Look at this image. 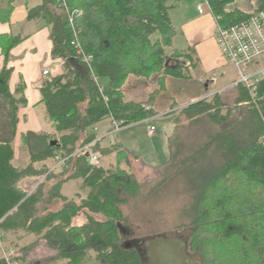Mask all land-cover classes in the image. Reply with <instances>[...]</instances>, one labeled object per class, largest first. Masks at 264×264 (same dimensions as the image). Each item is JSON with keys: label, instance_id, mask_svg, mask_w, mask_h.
<instances>
[{"label": "trees", "instance_id": "1", "mask_svg": "<svg viewBox=\"0 0 264 264\" xmlns=\"http://www.w3.org/2000/svg\"><path fill=\"white\" fill-rule=\"evenodd\" d=\"M15 1L0 0V22L10 21ZM61 1L42 0L28 10L29 20L50 28L52 56L63 59L64 72L44 80L40 88L45 117L60 137L49 140L46 134H24L29 163L23 168L13 163L14 142L19 108L27 100L24 82L16 89L19 97L10 90L14 68L9 61L12 49L25 37L0 35L4 56L0 70V233L23 228L41 235L59 251L64 264H84L90 253L101 264H142L138 249L124 244L122 205L147 184L131 170L121 143L103 144L95 128L112 116L129 125L157 114L154 93L146 101L126 99L123 85L129 75L149 77L162 72V77L194 79L199 68L194 48L174 50L176 58L183 60L176 66H168L165 59V48L173 46L177 34L169 11L182 0H65L68 11ZM233 2L208 0L221 25L231 26L264 10V0H255L250 11L229 9ZM238 87L248 110L240 122L244 131L230 125L221 128L232 112L222 105L219 94L184 110L193 120L206 115L217 131L199 150L188 154L190 158L186 156L177 171L189 168L208 146L221 149L225 158L202 177L196 200L191 243L203 264H264V79L257 87L258 106L242 84ZM148 105L151 110L146 109ZM88 144V149H82ZM93 152L101 158L115 155V162L91 165L88 160ZM174 153L160 166V182L169 178L177 164ZM62 157L67 159L56 170L46 164L36 166ZM34 177L39 183L29 194L31 190L22 182ZM75 178L86 190L84 197L76 195L79 202L62 192L63 185ZM81 212L85 221L75 224Z\"/></svg>", "mask_w": 264, "mask_h": 264}, {"label": "rangeland", "instance_id": "2", "mask_svg": "<svg viewBox=\"0 0 264 264\" xmlns=\"http://www.w3.org/2000/svg\"><path fill=\"white\" fill-rule=\"evenodd\" d=\"M254 1L234 0L229 9L238 7L250 11L254 8ZM174 50L176 49L173 46L165 48L168 66H176L183 61L176 58ZM129 76L139 78L140 86L135 87V95L143 99L142 101H146L154 93V104L158 111L154 121L159 130L156 135H149L146 123L141 120L123 128L117 134L130 158L131 170L137 174L142 184H147L138 193H134L130 201L122 205L124 244L138 249L142 264H203L198 249L191 243L196 200L202 188L201 183L204 179L202 177L213 165L218 166L225 158L221 149L208 146L204 155L199 156L200 159L197 158L195 163L192 161L186 170L182 168L177 171L176 167L181 165L188 154L199 150L203 143L210 141V137L217 131V126L206 115H200L193 120L184 112L194 100L192 95L194 96L195 92L191 91L194 87L193 81L162 77V72L149 77ZM215 89L203 92L201 98L209 100L215 94H219L222 105L231 110L229 121L221 128L225 129L224 127L230 125L238 128V131H244L240 122L248 110L241 89L235 83L218 91ZM225 108L224 113L227 112ZM177 121L181 124L178 138L173 140L174 154H178L177 164L169 173V178L160 182L163 175L160 172V165L169 154L168 135L174 133L173 128ZM110 141L111 138L107 137L103 144ZM17 150L16 165L26 166L29 163L26 146L22 151L20 146H17ZM101 160L100 163L105 165L114 163L115 155ZM68 182L69 198L79 200L74 196L75 192L82 196L86 195V190L81 189L80 180L75 178ZM22 186L31 190L29 194L36 188L29 185V179L23 180ZM83 219L81 212L76 217L75 224H81ZM90 254L84 264H101L94 258L93 253ZM59 258V251L41 235L30 233L23 228L0 233V260H3V264H61V262L64 264Z\"/></svg>", "mask_w": 264, "mask_h": 264}, {"label": "crops", "instance_id": "3", "mask_svg": "<svg viewBox=\"0 0 264 264\" xmlns=\"http://www.w3.org/2000/svg\"><path fill=\"white\" fill-rule=\"evenodd\" d=\"M41 2L42 0H16L10 21L0 22V35L12 34L14 36L25 37L23 41L18 43L12 49V56L9 61V67L14 68L9 83L10 90L13 94L17 95L16 89L21 82H24L23 94L27 100V104L25 106L21 105L19 108L17 137L14 142L15 159L13 163L18 167L21 165H16V159L18 157L17 146H20V151L23 150L24 146H26V149L28 150V146L22 141V136L24 134L28 132L46 134L49 136V140L60 137L54 124L49 122L45 117V105L41 102L43 94H41L40 88L44 80L50 79L64 72V61L61 58H53L52 56L53 42L50 38V28L48 26H41V24L35 20L28 19L29 8L39 5ZM200 4H205V0H182L178 2V4H175V6L169 11L172 22L177 31L173 41V47L175 49L180 48L183 50L194 48V56L199 61V68L194 72V79L191 80L194 83V87L191 91L193 93L195 92L194 96L192 95V98H194L192 103L201 100V97L204 95L203 92H207L208 89L212 90L213 88H216L215 91H218L221 88L233 84L238 79L239 75L237 68L231 64L225 63L221 56L215 38L216 19L214 15L209 11L200 13L197 7ZM175 45L178 47L176 48ZM3 65L4 56L0 46V70L3 68ZM44 70H49V73L45 75L43 73ZM138 79L139 78L134 79L129 76L123 85L125 97L129 101L141 102L143 100L135 95V87L140 86ZM20 95L21 94H18L17 97ZM153 108L156 111L155 104ZM156 112L158 113V111ZM154 119L152 123L155 124L157 130H159ZM109 126V119L102 122L100 121L97 126L98 132L102 133L108 130ZM180 126L181 124L177 121L173 128L174 133L171 136L168 135L169 154L164 163L170 161V157L173 154V140L178 138ZM146 128L148 131L147 123ZM157 130L153 135L157 134ZM102 141H104V139ZM116 142H120L123 146L119 137H117ZM106 144H109V142ZM136 161L138 162L139 158H137ZM42 164L52 167L55 164V160L48 159L44 163L37 164L36 166ZM21 167L23 168L25 166ZM36 180L35 177L29 178V185H34L35 187L39 183V181L37 182ZM67 188L69 189V182L65 183L62 187L63 194L69 198V191ZM65 190L67 193H65ZM77 194L80 193L75 192L74 196ZM82 197H84V195ZM79 200H77V202H79ZM79 215L80 213L77 217ZM82 215L84 216V219L82 220L83 223L85 221V215L83 212Z\"/></svg>", "mask_w": 264, "mask_h": 264}, {"label": "built area", "instance_id": "4", "mask_svg": "<svg viewBox=\"0 0 264 264\" xmlns=\"http://www.w3.org/2000/svg\"><path fill=\"white\" fill-rule=\"evenodd\" d=\"M61 5L68 11L65 0L61 1ZM197 7L200 13H205L206 11L212 13L208 0H205V4H200ZM77 12L80 13V11ZM215 19V38L221 56L225 63L233 65L239 72L238 79L234 83L236 85L242 84L249 92L251 100L256 103L258 83L264 79V10L254 13L231 26L221 25L219 19ZM86 60H88L87 57ZM43 73L46 75L49 73V70H44ZM100 90L103 91V87H100ZM104 98L108 100L107 96H104ZM256 105L258 106L257 103ZM146 109L151 110L152 107L148 105ZM154 118L153 116L142 120V122L148 125L149 135L155 134L157 130L156 125L152 123ZM129 125H125L123 120H117L112 116L108 130L99 133L97 140L110 137V143H114L116 142L117 134ZM95 131L98 132L97 127ZM88 148L89 144L82 149ZM66 159L63 157L57 158L56 164L51 167V170L62 167ZM88 161L91 165H99L102 160L98 153L93 152L90 154Z\"/></svg>", "mask_w": 264, "mask_h": 264}]
</instances>
